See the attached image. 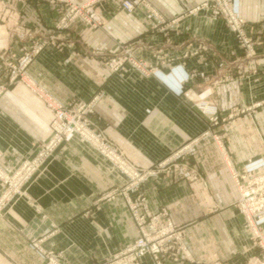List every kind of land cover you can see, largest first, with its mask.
<instances>
[{"label": "crops", "instance_id": "obj_1", "mask_svg": "<svg viewBox=\"0 0 264 264\" xmlns=\"http://www.w3.org/2000/svg\"><path fill=\"white\" fill-rule=\"evenodd\" d=\"M145 1L128 14L117 0H99L96 7L105 25L92 29L77 23L60 32L66 42L47 45L27 74L62 102L89 99L102 88L97 110L108 133L135 161L150 165L205 129L207 115L195 107L197 101L215 98L226 107L243 99H264V0L236 4L263 51L257 59L242 61L248 73L250 68L259 69L245 79L242 89L222 76L224 67L240 64L234 34L207 11L189 12L204 0ZM55 3L0 0V14L2 9L8 13L0 17V51L8 47L18 52L24 44L21 39L28 35L56 34L53 27L60 14ZM120 45L150 65H158L164 53L177 63L185 62L196 76L183 95H176L159 78L132 65L110 72L100 55L115 52ZM50 116L22 82L0 97V148L6 171L36 152ZM215 132L223 133L222 126ZM222 137L227 156L208 137L203 154L191 159L200 178L150 181L145 193L153 209L166 206L173 221L184 226L196 261L245 264L255 249L245 218L235 207L238 191L231 170L240 171L249 159L264 153V107L237 118ZM125 182V176L89 143L77 135L70 137L25 185L24 194L3 207L0 264H43L44 255L32 244L35 239H41L45 249L62 251L66 264L98 263L123 250L138 234L128 206L120 197L96 200ZM3 192L0 181V197ZM141 264L152 263L144 257Z\"/></svg>", "mask_w": 264, "mask_h": 264}, {"label": "rangeland", "instance_id": "obj_2", "mask_svg": "<svg viewBox=\"0 0 264 264\" xmlns=\"http://www.w3.org/2000/svg\"><path fill=\"white\" fill-rule=\"evenodd\" d=\"M98 1L99 0H56L55 6L60 14L53 27L56 34L45 37L28 35L26 36V38L21 39L24 44L21 45L18 52L10 50V48L8 47L0 51V97L4 93L8 92L13 86H15L16 83L22 82L28 89L34 91L37 94L39 100L42 101V103L50 113L52 111V109H49V103L51 102V100L60 102L64 106H68V108L70 110H73V112L74 109L75 112L80 110L81 114L79 119L82 122V128L74 132V134L65 137L64 140L56 147V149L49 156H47L43 164L37 170H35L32 177L37 171H39L42 166L45 165V163L56 153V151L69 140L70 137L74 135L79 136L81 139L89 143L103 157L113 163V165L126 178L125 184L120 186L116 185L104 191L97 198L96 203L102 200H110L120 197L128 206L127 197H130L134 203L142 201L144 207L143 209L145 211H150L155 214L163 213L160 223L165 224L168 220H170L174 225V232L171 235V240L168 244H163L161 251L162 254L159 255V258H155L154 254L149 250L145 255L141 257L140 264L144 257H149L152 264H159V261H161L162 264H201L199 261H196L192 255V252L186 241L184 226L179 225L173 221L171 213L166 206H161L157 209H153L151 207L148 197L145 193V185L150 181L159 183L165 178H169L170 180L178 179L179 177H185L187 180H196L200 178V172L198 171L197 165H191L190 162L191 159H194L198 155L203 154V151L206 150L204 140L208 137H211L212 143H215L216 148L218 149L220 154L223 157L227 156L228 151L225 144L223 143L222 136H224L227 130L230 129L231 125L237 118L242 115L250 116L251 114L255 113L258 108L264 107V99H257L250 102L243 99L244 101L242 102L241 100V103L230 102L226 107L223 106L221 101H217L215 98L197 101L195 103V107L202 113L207 115L208 122L205 129L197 136L191 138L182 146L172 151L163 159H160L150 165H143L141 163H138L132 156L128 155L125 149L121 147L110 136L106 129L105 119L97 110V104L102 99V88L93 93V95L89 99L74 98L62 102L57 100L54 95L47 91L45 88H42L39 85L37 86L36 83L28 79V67L40 55V53L45 49L47 45L66 42L67 38L65 36H61L60 32L67 31L77 23H79V25L92 29H97L105 25L104 18L96 7V3ZM123 1L124 0H117L119 6L128 14L132 13L137 6L146 5L145 0H131L133 1L135 7L129 10L124 7ZM209 1V6L206 5V0H204L189 12L192 14L200 10L207 11L210 16L223 21L226 27L234 34L240 49L239 56L236 57V59L240 61V64H237L235 67H224V73L222 76L226 83L231 84L238 82L240 89H242L244 87L243 82L245 81V79L249 77V75L257 73L259 69L250 68L251 71H249L250 73H248V70L243 67L241 63L244 60L257 59L263 54V51H261V48H259L261 42L258 41L250 33L247 28L246 20L240 15L239 11L237 10L235 4H237L238 0H234L233 4L235 5L236 11H238L240 17L244 21V25L243 27H241L240 31L236 28L234 29V25L231 22L232 20L222 9H220V13L218 15L214 16L213 9L215 10L217 9V7H220L219 0ZM1 11L3 12L0 14L1 18L8 14L4 9H2ZM152 27L157 28L158 25L153 24ZM193 54H196V52H194ZM100 60L110 72H120L125 68L126 65L129 64L144 75H154L159 78L176 95H183L186 92V85L196 76L195 71L193 69H189L185 62L177 63L172 57L169 58L166 54L161 53L158 62L159 64L150 65L145 60L136 56L135 52L125 45H120L119 49L115 52L101 54ZM75 119L78 120L77 117H75ZM51 123L52 121L50 118L47 124L46 137L39 141L36 152L32 156L24 158L23 161L9 173H14L15 171H17V169L20 168V166H22L24 161H26L27 159L33 160L35 157L40 155L43 148V143H48L54 135L52 132L53 130ZM217 126H222L223 133L215 132V128ZM86 133L93 135V137L95 139L97 138V140L95 141L93 137L87 135ZM103 142L105 143L104 145L107 144L106 148H104ZM107 150H114L117 156H120L124 160H126L125 162H128L133 167V173L126 170L122 164H120L116 161V159L113 158L114 156L107 152ZM260 165H262L264 168V153L259 158L249 159L240 171H234H236L239 175H242L247 170L249 171V169H251L250 167H253V170L263 169L258 168ZM1 166L5 170L2 164V160ZM30 179L23 185V189L25 188V185L30 181ZM0 181L4 185L5 191L9 187V184L5 183L1 178ZM132 192L135 194H132ZM19 195L22 194H14L9 201H11L15 196ZM138 198H140V200H138ZM238 199L239 195L237 197V200L235 201V207L245 218V225L249 233L253 248L255 249L254 255H252L245 264H264V220L258 221L259 215L248 216L247 213L241 210ZM130 216L136 223L138 230L137 222L134 219V216H132L131 212ZM253 221L256 225L252 223ZM132 242L128 246H130ZM32 244L40 251V253L44 255L45 260L43 264H52L53 258L54 260L57 259L61 264H66L62 256V251L45 249L41 245V239L33 240ZM127 247H125L124 249H126ZM115 254L107 257L104 261L93 264H109L108 260H110V257L114 256ZM209 264L232 263L221 260Z\"/></svg>", "mask_w": 264, "mask_h": 264}, {"label": "built area", "instance_id": "obj_3", "mask_svg": "<svg viewBox=\"0 0 264 264\" xmlns=\"http://www.w3.org/2000/svg\"><path fill=\"white\" fill-rule=\"evenodd\" d=\"M205 3L209 6L210 1L206 0ZM233 3L234 0H219L220 7H217L215 10L213 9V13L214 16H216L220 13V9H222L232 20L231 22L234 25V29L236 28L240 31L241 27L244 25V21L235 9L236 4L234 5ZM123 5L129 10L135 7L131 0H124ZM49 109H52V111L50 110L52 113L51 125L54 135L48 143H43V148L39 156L35 157L33 160L27 159L17 171L9 173L1 166L3 151L0 149V178L5 183L9 184V187L4 191L0 198V213L14 194H24L23 185L32 177L35 170L43 164L47 156L56 149L64 138L74 134V132L82 128V122L79 119L81 114L80 110L75 112L74 109L73 112L68 106H64L62 103L54 100H51L49 103ZM75 117H77L78 120H76ZM87 135L93 137L91 134ZM94 140L96 141L97 138H94ZM104 144L105 143L103 142V145ZM106 147L107 144L104 145V148ZM107 152L114 156L113 158L122 164L126 170L133 173V167L128 162H125L126 160L122 157L117 156L114 150H107ZM250 168L249 171L247 170L242 175H239L236 171L232 170L231 176L237 187L239 195L238 201L241 210L247 213L248 216L259 215L258 221H262L264 220V168L262 165L258 168L263 169L253 170V167ZM138 200H140V198H138ZM127 204L132 216H134V219L137 222L138 235L130 246L110 257L108 263L140 264L141 257L149 250L154 254L155 258H159V255L162 254L161 251L163 244H168L170 242L171 235L174 232L172 221L168 220L165 224L160 223L163 213L155 214L150 211H145L143 209L142 201L134 203L130 197H127ZM252 223H254V221ZM254 225L256 224L254 223ZM52 264L61 263L53 258ZM159 264H162L161 261H159Z\"/></svg>", "mask_w": 264, "mask_h": 264}]
</instances>
